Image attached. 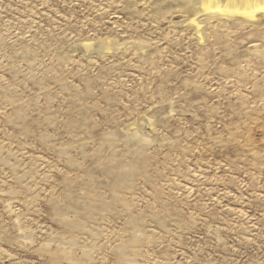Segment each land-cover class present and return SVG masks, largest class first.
<instances>
[{
    "label": "rangeland",
    "instance_id": "1",
    "mask_svg": "<svg viewBox=\"0 0 264 264\" xmlns=\"http://www.w3.org/2000/svg\"><path fill=\"white\" fill-rule=\"evenodd\" d=\"M0 264H264V0H0Z\"/></svg>",
    "mask_w": 264,
    "mask_h": 264
}]
</instances>
